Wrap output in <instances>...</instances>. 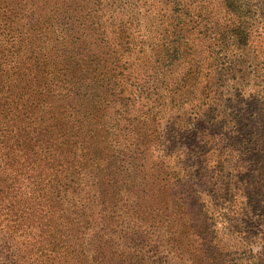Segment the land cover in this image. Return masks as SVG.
Instances as JSON below:
<instances>
[{"label": "rangeland", "instance_id": "obj_1", "mask_svg": "<svg viewBox=\"0 0 264 264\" xmlns=\"http://www.w3.org/2000/svg\"><path fill=\"white\" fill-rule=\"evenodd\" d=\"M72 1L80 4L82 15L127 23V34L107 41L106 53L110 62L117 58L129 66V90L123 95L128 106L117 97L96 98L92 111L99 109L97 103L105 104L101 114L107 128L120 134H129L122 132L133 130L130 121H141L150 112V121L137 127L153 136L141 146L130 142L125 153L132 158L117 164L114 138L108 140L83 112V124L93 120L84 126L86 133H99V141L105 137L107 144L102 148L95 142L84 191L78 197L66 193L64 206L53 214L67 216L74 210L70 201L90 207L91 200L96 219L105 216L108 223H94L89 237L104 236L111 256L119 250L129 263L135 258L140 264H264V177L258 172L264 158L255 156L264 142V0L252 3L259 49L239 51L232 68L221 74L218 65L232 55L219 44L227 20L219 0ZM32 11L29 4L24 14ZM169 23L177 30L173 35ZM173 44H187L178 73L170 58L163 63L155 52ZM187 76L190 81L184 84ZM13 177L9 186L17 185ZM6 210L7 204L0 203V219ZM14 215L8 213L7 223L19 228ZM28 224L25 218L21 229ZM73 226L56 218L40 228L54 231V247L61 249L83 242ZM0 263L6 264L1 258Z\"/></svg>", "mask_w": 264, "mask_h": 264}, {"label": "trees", "instance_id": "obj_2", "mask_svg": "<svg viewBox=\"0 0 264 264\" xmlns=\"http://www.w3.org/2000/svg\"><path fill=\"white\" fill-rule=\"evenodd\" d=\"M60 1L63 3L0 0V203L7 204L8 209L0 219V258L6 264H140L135 258L129 263L119 250L112 257L111 245L104 236L89 237L94 223H108L105 216L96 219L91 200L90 207L83 201H70L74 210L67 216L53 214L55 207L64 206L66 193L78 197L84 191L85 180L92 171L90 164L94 162L91 153L98 147L95 142L106 147L105 137L102 143L99 133L90 130L87 134L84 126L96 120L100 127L96 129L104 132L108 140L114 138L117 148L112 153L120 165L128 164L127 160L132 158L125 153L130 142L141 146L153 136L137 127L150 121V112L141 121H130L128 127L133 130L122 132L129 134H120L107 128L105 114H101L105 104L97 103L99 109L92 111L91 100L96 98L117 97L123 107L128 106L123 95L129 90L125 73L129 66L117 58L110 62L106 53L107 41L127 34V23L115 25L96 15H82L79 3ZM51 3H55L54 9L50 8ZM219 3L227 14L220 27L219 44L232 55L229 61L218 65L221 74L232 68L231 60L239 51L259 47L253 0H219ZM29 4L33 11L26 16ZM16 13L34 21L25 22ZM168 25L169 35L177 32L173 23ZM182 34L179 30V35ZM186 46L173 44L165 51L155 52L163 63L170 58L178 73L184 65ZM88 53L101 58L91 59ZM187 81L189 77L184 84ZM65 103L68 107L63 106ZM67 109L71 110L69 114ZM83 112L93 120L90 118L83 124ZM74 123L79 126L75 128ZM259 155L264 158V142L255 153ZM258 172L264 177V168ZM13 175L17 177H13L17 185L9 186L8 179ZM9 212H14L19 228L7 223ZM25 218L29 224L24 230L21 227ZM56 218L73 222L75 226L70 229L75 230L74 234L81 233L83 242L55 248L54 231L40 226ZM108 228L105 226L103 230Z\"/></svg>", "mask_w": 264, "mask_h": 264}]
</instances>
